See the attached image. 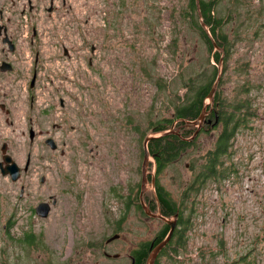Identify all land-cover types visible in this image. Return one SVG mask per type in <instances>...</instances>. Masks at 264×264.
I'll return each instance as SVG.
<instances>
[{"label":"rangeland","instance_id":"obj_1","mask_svg":"<svg viewBox=\"0 0 264 264\" xmlns=\"http://www.w3.org/2000/svg\"><path fill=\"white\" fill-rule=\"evenodd\" d=\"M187 1L70 0L64 31L53 36L51 25L60 19L43 20L49 32L39 39V101L30 109L23 97L15 117L23 130L12 127L7 148L18 165L28 159V167L17 180L0 172V264H129L132 250L164 227L140 204L144 139L159 135L155 127L168 119L167 129L181 120L175 106L210 64L221 75L227 64L222 96L242 100L243 121L221 158L235 171L228 166L224 177L204 179L193 200L187 191L221 125L202 127L159 173L148 166L144 204L155 193L151 176L177 203L194 201L181 214L187 221L181 244H171L158 264H264V0H217L214 15L226 34L217 63L190 28L191 18L180 15ZM197 71L203 76L185 85ZM209 102L206 96V108ZM29 118L37 129L31 141L27 131L21 135ZM47 134L55 149L44 143ZM41 200L50 204L46 216L33 210ZM27 232L39 247L24 245Z\"/></svg>","mask_w":264,"mask_h":264},{"label":"trees","instance_id":"obj_2","mask_svg":"<svg viewBox=\"0 0 264 264\" xmlns=\"http://www.w3.org/2000/svg\"><path fill=\"white\" fill-rule=\"evenodd\" d=\"M197 2L198 5L196 4V0H188L186 6L182 9L180 15L181 17L191 18L188 19L190 23V28L200 34L202 40L206 44L209 55L217 63L219 62V57L221 55L219 52V48H225L226 46V34L225 32L221 31L222 29H220L222 27L224 28L225 25L221 23L220 17H215L214 15L215 10H217V12H220L218 8V2L217 0H198ZM235 5L241 6L244 5V3L236 1ZM186 9H188L187 14L185 12ZM196 11L200 12V19L204 22L210 35L204 30L200 22H198L196 16L193 15L196 13ZM221 11V15L224 14L223 17L229 16L228 11L224 10L223 8ZM217 29L220 31V34L218 33ZM231 29L234 37L237 36V29L235 28V24L231 25ZM211 38L215 41L216 45L218 46L217 49H214V46L211 42ZM210 65L212 69L206 75L205 79L199 82V84L193 90L192 94L186 96L183 103L177 104V106H175V118L181 119L178 120L177 123H175L173 126V130H175L176 132L164 133L148 140L147 148L149 153L153 156L154 161H148L147 168L148 166L151 168L154 164L155 171L159 173L163 169V167L173 163V161H175L188 148V146L194 143V135L196 134H194V131L196 129V126H193L194 124L192 125L191 123H187L185 119H196L201 112V108L204 105V100L208 95L212 83L215 80L214 75L216 76L218 72L216 71V66H214L213 64ZM226 67L223 69V75L226 72ZM221 74L222 70L220 73V78L215 87L212 100L208 103L207 108H205L207 112L209 110H214L215 113L217 112V121H213V123L215 124L212 127H216L218 125H221V127L219 133L217 134L214 148L209 150L207 159L203 162L200 167V169L202 168V170L199 169L200 171L197 172L193 181L188 185L189 188L187 189V191L193 195L192 200L195 196L194 188L199 189L204 179L208 177H211L213 179H220V177H224L225 175L223 174L225 172V169L228 168V166L231 167L228 168L230 171L234 170V166L232 165H226V167H223V161L221 158L227 152V148L228 146H230V139L234 135L236 128L238 127L240 122L243 121V113L238 114V110L242 108L240 106L242 100L234 99V101H228L227 98H224L222 96L221 90L219 88L220 84L223 81V75ZM202 76L203 72L197 71L194 75L189 76V78L185 81V85H187L188 80L195 82V78H201ZM242 106L244 107L243 104ZM168 122L169 124L165 123L155 127L153 132H161L166 130L169 127L170 123L173 122V120L168 119ZM201 130L204 129H198L199 132ZM219 166L220 170H218L217 168ZM216 171H219V173H217ZM147 178H149L148 172ZM154 185L155 193H149V195L152 196L151 200H148L147 203L145 202V204L152 211H156V209H158L160 214L164 216H172L174 213L179 212L181 208V213L178 217L181 229L176 227L177 231H175L174 235L172 236L175 238L174 240L171 239V241L168 243L169 249L167 251H169L172 248L171 244L173 245L174 243L175 246H179L181 244L183 237L182 230L186 228L187 222L186 219L181 216V214L182 212H186L187 214V208L190 204L194 205V201L191 200V202H186L183 197H180V203H177L163 191V189L158 185V182L157 180H155V178ZM146 196L147 192H144L142 195L143 201H145ZM5 227H7V225H5ZM167 228L168 226L165 225L164 228L158 233V235L153 240L154 243L160 241L164 237ZM33 234L34 233L32 232H27L25 236H23L22 241L25 246L39 247L37 243L32 244L33 238L35 237L33 236ZM12 240L16 241L15 239ZM149 243L150 241L141 242L140 246H137L132 250V255H135V264H145L147 255L149 253Z\"/></svg>","mask_w":264,"mask_h":264},{"label":"flooded vegetation","instance_id":"obj_3","mask_svg":"<svg viewBox=\"0 0 264 264\" xmlns=\"http://www.w3.org/2000/svg\"><path fill=\"white\" fill-rule=\"evenodd\" d=\"M69 1L0 0V172L2 173L5 170L6 172L3 174L9 175L11 180H17L21 170H26L28 167V159H26L27 166L24 165L22 167L18 165L11 151H8L7 148L12 144L15 137L14 134L10 135L12 127L17 129L21 128L15 117L17 113H22L23 97L28 102V108L30 109H33L34 102L39 101L38 93L35 89L41 76V71L38 69L43 66V63H39L41 60L38 52L39 39L46 32V25L43 23V20L47 19L51 21V19L55 18L60 19L57 28L53 27V23L51 25L52 36L59 32V30L64 31L63 18L66 10L70 7ZM48 36L50 35L48 34ZM59 37H61L60 34ZM58 42L61 44L60 40ZM63 50L66 52L65 47ZM24 89L26 90L25 95H23ZM47 99L53 100L54 98L48 97ZM42 100L45 99L42 98ZM214 113V110L206 111L204 120L200 126L201 128L206 125L212 127L215 124L213 123L215 121ZM24 130L25 132L21 135L26 134L27 131L30 141L35 138L37 129L34 127V123L31 122V118L26 122V129L24 128ZM48 138L55 145L53 147L55 149L56 143L50 134L43 136L44 143H46L45 140ZM9 166L17 168L18 175L16 179H12L8 168ZM180 213L181 208L179 212L173 214L175 217V226L166 243L158 251L153 264L158 263V258L161 254L169 249L168 243L171 239L174 240L175 237L172 236L177 231L176 227L179 228L180 226L178 221ZM150 217L161 220L164 226H168L165 232L166 234L169 229V224L160 218ZM182 232L184 237L186 228ZM157 235L158 233L149 243L150 250L164 238L154 243L153 240ZM129 256V264H135V255Z\"/></svg>","mask_w":264,"mask_h":264},{"label":"water","instance_id":"obj_4","mask_svg":"<svg viewBox=\"0 0 264 264\" xmlns=\"http://www.w3.org/2000/svg\"><path fill=\"white\" fill-rule=\"evenodd\" d=\"M197 1L198 0H196V4L198 5ZM199 14H200V12H199ZM200 24L204 28V30L208 33L209 31L206 28V26H205V24H204V22L202 20L200 21ZM211 42H212V44H213V46L215 48L218 47L216 45L215 41L212 38H211ZM219 62H221V61H219ZM219 78H220V71L217 72L216 78H215V80H214V82H213V84H212V86H211V88H210V90L208 92L207 97L209 98L210 101L212 100L213 93H214V90H215V87L217 85V82H218ZM205 108H206V106L203 105L202 108H201V112H200L199 116L196 119H194L192 121H186L187 123H191V124L197 125V128L194 131V134L198 131V129L200 128V126H201V124H202V122L204 120V114H206V109ZM214 114H215V121L214 122H216L217 121V116H216V113H214ZM168 132H176V131L173 130L172 127H170L166 131H163V132L161 131V133L159 135H162V134L168 133ZM159 135H149V136L145 137V139H144L143 157H142V161H141V180H140L141 181V187H140V191H139V199H140V203H141V206L143 208V211L149 216L157 217V218H160L163 221L167 222L169 224V230H168L167 234L164 236V238L150 250V253H149L147 261H146V264H153L154 263V260L156 258V255H157L158 251L166 243V241L168 240V238H169V236H170V234H171V232H172V230H173V228L175 226V217H174V215L171 218L170 217L167 218V217L161 215L159 212L152 213L149 210L148 206L145 205L144 202L142 201V194H143V192L145 190V184L148 181V178H147V165H148V161H149L148 158L150 156V153H149L148 148H147V142L151 138L159 136ZM45 141H46V143H48V145L50 147H52V148L55 147V145L53 144L51 139L48 138ZM8 168L10 170L12 179H16L17 175H18L17 168H15L13 166H9ZM5 172H6L5 170L2 171V173H5ZM150 179H151L152 183L154 184V177L151 176ZM52 203H53V200H52ZM49 208H50V204L47 201H40L34 206V211L40 216H46L47 213L50 210ZM117 237H118V234H114L111 237H109L107 240H112V239L117 238ZM114 256H116V255H114Z\"/></svg>","mask_w":264,"mask_h":264}]
</instances>
